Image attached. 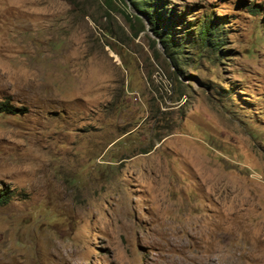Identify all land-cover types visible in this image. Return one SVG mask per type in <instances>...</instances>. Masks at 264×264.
I'll return each instance as SVG.
<instances>
[{"label":"rangeland","instance_id":"374dc122","mask_svg":"<svg viewBox=\"0 0 264 264\" xmlns=\"http://www.w3.org/2000/svg\"><path fill=\"white\" fill-rule=\"evenodd\" d=\"M158 3L0 0V264H264V0Z\"/></svg>","mask_w":264,"mask_h":264},{"label":"trees","instance_id":"16d2710c","mask_svg":"<svg viewBox=\"0 0 264 264\" xmlns=\"http://www.w3.org/2000/svg\"><path fill=\"white\" fill-rule=\"evenodd\" d=\"M160 0H132L134 6L143 14L149 16V21L152 26V31L157 38H160V43L166 53H168L175 46V41L172 33H164V29H160L158 27V23L163 21L162 11L157 10V6H160L158 3ZM148 4H153L152 6ZM148 5V6H147ZM155 8L154 14H151L150 10ZM171 17H174V12L171 11ZM170 17V18H171ZM169 18L168 16L164 18L166 20ZM137 20L140 21L139 17ZM201 41L202 45L206 48H211L213 51H217L220 49V46L223 44L222 37L218 29L215 28L213 23H205V27L201 31ZM175 51V50H174ZM178 52V51H176ZM1 111L10 112L12 110V106L9 102H1L0 103ZM11 198L10 191H5L0 194V202L7 203Z\"/></svg>","mask_w":264,"mask_h":264}]
</instances>
